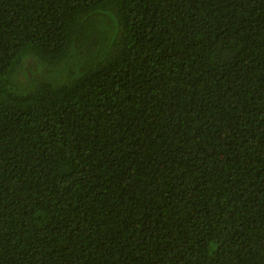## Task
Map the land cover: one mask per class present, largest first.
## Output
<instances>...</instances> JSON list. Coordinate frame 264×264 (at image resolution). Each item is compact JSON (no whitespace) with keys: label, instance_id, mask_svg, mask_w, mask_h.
Masks as SVG:
<instances>
[{"label":"trees","instance_id":"1","mask_svg":"<svg viewBox=\"0 0 264 264\" xmlns=\"http://www.w3.org/2000/svg\"><path fill=\"white\" fill-rule=\"evenodd\" d=\"M0 264H264V0H0Z\"/></svg>","mask_w":264,"mask_h":264}]
</instances>
